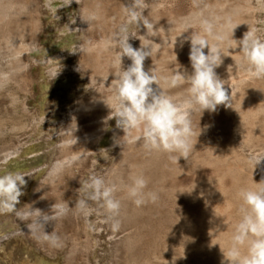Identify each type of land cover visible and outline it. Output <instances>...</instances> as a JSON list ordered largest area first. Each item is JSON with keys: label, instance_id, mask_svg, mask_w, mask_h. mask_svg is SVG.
Returning <instances> with one entry per match:
<instances>
[{"label": "rangeland", "instance_id": "rangeland-1", "mask_svg": "<svg viewBox=\"0 0 264 264\" xmlns=\"http://www.w3.org/2000/svg\"><path fill=\"white\" fill-rule=\"evenodd\" d=\"M36 3L39 7V13H32L31 17H39L41 19V28L39 33L34 36L28 33L26 41L31 42L37 40V47L28 52H23L19 61H17L14 70V80L9 86L0 91V121L2 134L0 135V148L11 146H19V153L6 164L1 163L3 172L8 171L20 172L28 174L25 180L26 186L22 189L24 195L20 199L18 208L25 207V204L37 206L43 214L53 212V205L61 200L72 199L84 192V185L89 181L90 176L99 175V170L94 174H88L80 180L74 175H68L63 178L56 186V191L41 198L39 202L34 204L38 186L42 184L47 177L51 162L49 155L54 154L53 159H57L62 153L57 150L59 139L57 135V123L62 120L66 112L79 105L82 99H90L93 91L87 89L89 86V78L91 76L90 69L86 70L80 76L65 75L66 67L73 64H83V52L74 54L72 51L77 50L80 44L86 41L91 43H100L105 38H114L117 36L119 29L126 22L125 7L132 3V0H107L109 21L103 22L95 26V28L82 35L63 34L62 29L69 24L76 25L81 19V10L77 5L59 8L60 19L52 16V12L45 7V0H20ZM212 0H145L147 9L144 15L154 25L169 24L173 20H181L188 17L197 9L205 7ZM246 1L247 4L244 3ZM159 2V4L157 3ZM239 4L247 5V11L243 20L247 26L239 34L246 33L251 29L257 30V35L264 38V3L261 0H237ZM61 1H56L54 6H59ZM106 23V24H105ZM143 35L146 30L141 24L139 29L134 26L130 29ZM201 25L197 23H186L181 27L179 32L183 36L182 46L174 45L169 38L167 43L159 49L155 54L159 60L167 66L169 73L179 71L180 67L191 66L189 54L191 49V41L189 37L193 35H201ZM169 34V33H168ZM162 37V36H161ZM141 40L143 37H140ZM129 43L133 48H140L141 42L138 38H130ZM174 45V47H173ZM181 49L182 57L171 54V50ZM117 49L110 47L105 49L98 48L95 52V63L97 66L103 67L104 71L113 72L112 59ZM58 55H65L67 60L58 59ZM57 57L53 60L51 66H46L45 59L47 57ZM150 61V57L145 59ZM144 61V62H145ZM131 61L123 58V67L130 66ZM5 70L9 69L7 65L2 64ZM57 66L61 68L62 73L54 80L51 79L49 68ZM1 69V66H0ZM224 74L230 71L225 69ZM102 80L96 82L99 87ZM104 93H109L105 90ZM264 105L262 102L260 103ZM27 105V109H25ZM102 110L94 111L95 114ZM94 118V115H91ZM90 116L89 120L92 121ZM229 115L223 111L208 113L202 123L212 124L220 120H227ZM58 119V120H56ZM37 125H40L39 127ZM89 125V124H88ZM87 126V125H86ZM85 126V127H86ZM95 124L89 125L82 129V132L95 129ZM116 127V121L110 127L111 130ZM229 137H232L229 135ZM235 139V137H233ZM232 138V149L237 153L239 158L247 159L251 164V172L247 178V174L238 178V183L230 177L223 176L222 182L229 187L226 194V201L219 199L221 204L225 205V214L222 215L215 202L209 200L204 201V209L206 207L215 208V213H204L198 210H186L179 206L158 208L155 212L143 211L142 219L139 223H129L124 227L123 233H130L134 240V248L136 249L134 256L140 260L151 259V264H199L201 255L209 253L213 250L217 253L220 250L228 252L232 246V239L235 232V226L241 219L240 207L242 200L238 196L240 189L246 188L256 189L260 186L257 183L264 181V161H261L253 170L251 158L259 153H264V146L246 143L241 145ZM111 134L106 137L103 144L108 145ZM59 148V147H58ZM4 155V154H3ZM3 155L1 157H3ZM101 162L100 168L109 169L116 163L115 155L112 154L107 162L104 158L98 157ZM139 159L141 157H134ZM3 161V160H2ZM135 161V160H132ZM172 161V160H171ZM163 175L168 178L167 188L179 189L182 186H188L189 189L201 181L207 183L220 175L219 168L210 163L198 164L193 162L185 168H174L171 170H163ZM81 182V186H79ZM250 186V187H249ZM84 198L87 199L88 193L84 192ZM10 214V213H9ZM0 214V215H9ZM14 215V214H12ZM15 216V215H14ZM35 215L30 221H25L21 226L6 230L0 235L13 234L21 228H25L29 223H33ZM97 218L96 214L93 216ZM0 229L3 228L1 226ZM85 216L75 217L70 215L62 219V222L55 227L48 226L42 228L41 234L45 238L39 236L24 234L19 232L12 236L9 240H5L0 250V264H126L132 257L126 244L122 240L113 242L108 241L106 233L101 234L95 224V236L98 243H94L95 252L90 251L91 240L82 227L88 226ZM218 224L215 229L211 223ZM113 221L110 219V225ZM102 227V226H100ZM105 229V228H104ZM103 229V231H104ZM39 231V232H40ZM100 233V234H99ZM121 233V234H123ZM227 234V235H226ZM218 243H225V247L219 246ZM231 243L230 245H228ZM227 246V247H226ZM134 257V258H135ZM206 264H227L221 263L219 260H210Z\"/></svg>", "mask_w": 264, "mask_h": 264}, {"label": "bare ground", "instance_id": "bare-ground-1", "mask_svg": "<svg viewBox=\"0 0 264 264\" xmlns=\"http://www.w3.org/2000/svg\"><path fill=\"white\" fill-rule=\"evenodd\" d=\"M61 1V0H56ZM159 4V2H157ZM245 4L246 1H244ZM239 4L237 0H212L205 7L195 10L188 17L181 20H173L169 24H158L155 25L157 29L156 37H147L152 40L153 43V56L150 57L149 62H144V70L150 71L154 70L156 74L160 77V83L162 89L168 94L175 97L177 100L183 99L185 96V89L188 87L187 84L176 87L168 88L165 78L169 77L173 73H169L166 69L167 66L162 60H159L156 56V52L161 49L167 39L175 45H180L183 42V36L179 32L181 27L185 26L186 23H197L201 25V21L207 19L215 25V31L218 34H223L226 39L222 43L221 47L223 49L222 57L223 63L220 67L215 69L217 75L224 80L225 88L229 96L232 95V107L225 108L223 105L218 106L217 111H223L229 115L227 120H220L212 124L202 123L200 128L202 129L201 134L198 139L193 138L194 150L189 159H184L181 157L178 163L171 161L166 154H161L157 152H149L143 147V141L136 143H128L122 137L124 133L121 129L115 127L111 130V126L114 124L115 119L107 120L110 113V108L106 103L111 104L113 89L112 81L115 79L114 72L104 71L103 67L97 66L94 62L95 55L94 52L98 48H105V41L109 40L105 38L100 43H91V41H86L80 44L77 50H74V54L83 52L84 66L83 64H73L66 67L65 75L80 76L84 74L86 70L90 69L91 76L89 79V86L87 89L93 91V95L90 99H82L79 105L73 109L66 112L64 118L57 123V135L59 139V145L57 150H59L62 155L57 159H53L54 154L49 155V160L51 161L48 166H50L49 173L47 177L43 180L42 184L38 186L36 196L34 198V204L37 205L39 200L47 197V195L54 193L56 191V186L59 182L63 180L64 177L68 175H74L80 180L85 178L88 174H94L99 170V174L103 176L106 182L115 184L120 189L116 196L121 200L122 207L120 216L118 217L120 221L119 230H114L113 226L110 224V218L101 206L100 203L94 201H88V214L85 215L81 210H79L75 205L78 200L85 199L84 192L81 191L79 195L72 199H65L59 201L57 204H66L69 206L66 214L59 216L53 220L43 221L44 227L34 223L37 219L35 217L31 230L29 227L21 228L18 231H14L13 234L0 235V250L3 247L5 240H9L12 236L17 235L19 232L24 234H30L39 236L41 239L45 238V235L41 234V229L56 225L62 222V219L73 215L75 217H80V215L85 216L87 219L88 226H83L82 229L86 231L89 240H91L90 251L95 252L94 243H98V238L95 240V224L99 227V232L101 234L106 233L109 242L122 240L127 248L128 252L132 255L126 264H151V259L138 260L134 256L136 249L134 248V240L130 233H123L124 227L126 228L129 223H139L142 219L143 211L147 210L149 212H155L158 208L176 206L180 208H185L186 210H198L203 215L204 213H215V208L210 205L204 209V201L209 200L217 204L218 211L224 215L225 205L221 204L219 199L226 201V194L229 192V187L222 182L223 176H230L235 183H238V178L240 176H245L247 178L251 172V163L247 159L239 158L237 153L232 149V138L235 137V141L241 145L246 143L264 146V79H255L249 75V69L245 66H241L240 58L242 53L241 46L238 45L236 48L235 40L240 41L244 37L243 34H239V31L247 26L243 18L249 11L247 5ZM77 5L81 10V19L76 25L69 24L62 29L63 34H86L92 31L95 26L103 24V22L109 21L108 16V1L107 0H80L77 4L73 0L72 4L68 7ZM57 7V6H55ZM66 8V7H63ZM39 13V7L36 3L20 0H0V73H5L8 75V80L4 82L3 87H0V91L6 89L10 82L14 80V70L19 57L23 52L31 51L37 47V40L28 42L26 41V36L28 33L34 34L36 36L41 28V19L39 17H31L32 13ZM59 19V13L52 16ZM95 15L97 19L90 20L89 17ZM106 24V23H105ZM238 25L234 32L231 31V26ZM169 33V34H168ZM146 34V30L144 34ZM203 32L201 31V35ZM180 35V36H179ZM162 36V37H161ZM144 38H142L143 40ZM232 49H229V47ZM205 54H207L208 49L206 48ZM171 54L176 57H182L183 51L181 49L171 50ZM57 57H47L45 59L46 66H51L53 60ZM58 59L67 60L65 55H58ZM2 64L7 65L9 69L5 70ZM231 66V67H230ZM57 67V66H53ZM123 67V65H122ZM230 67V68H229ZM124 68V67H123ZM127 69V68H124ZM227 69L230 72L224 74V70ZM180 72L190 75L193 71L192 67L183 66L179 69ZM49 72V71H48ZM60 73L58 77L61 75ZM101 79V86L97 87L96 82ZM153 88H157V85H153ZM107 90L109 93H104ZM106 103H105V102ZM27 109V105H25ZM102 110L95 114L94 111ZM208 111H204L200 117V113L196 112L193 115V126L194 131L198 134L200 131L197 124L199 122H204V118ZM94 115V118L91 117ZM89 116L92 118L90 121ZM58 120V119H56ZM0 121V135L2 134ZM95 124L97 127L90 131H85L89 125ZM87 125V126H86ZM38 127L40 125H37ZM86 126V127H85ZM111 134V139L107 146H104L103 142ZM231 135L232 137H229ZM77 140V142H76ZM264 148V147H263ZM19 146H11L6 148H0V162L7 161L10 162L11 159L17 156L19 151ZM4 154V155H3ZM114 154L116 158V163L113 167L102 169L100 165L103 163L98 157H103L104 162ZM3 155V157H1ZM134 157L142 158L134 159ZM75 158V159H73ZM3 160V161H2ZM135 160V161H132ZM71 161V163H67ZM193 162L198 164L210 163L219 168L220 175L204 183V181L195 184L193 191L189 189L188 186H182L179 189H170L165 187L167 185L168 178L163 175V170H171L175 168H185ZM63 165L59 172L54 170L59 166ZM3 168H8V166L1 167L0 163V173L3 172ZM143 174L148 180L147 191H154L158 194V200L155 203H146L141 207H137L131 199L128 198L126 192V186L132 183L131 177L134 175ZM243 176V177H244ZM81 186V182L79 184ZM247 186H244L246 188ZM250 187V186H249ZM191 191V193L184 192ZM183 192V193H182ZM87 193V192H86ZM222 193V194H221ZM34 206V209H37ZM48 216H52L53 212L45 213ZM96 214L97 218L94 219L93 216ZM2 229L0 233L6 230H13V228L21 226L24 222L17 219L16 216L9 214L0 215V221ZM213 229L217 227V223H211ZM102 226V227H100ZM105 228V229H104ZM104 229V231H103ZM40 231V232H39ZM99 233V234H100ZM123 233V234H121ZM227 235V234H226ZM232 239V236H231ZM229 243L228 245H230ZM222 248L225 247V243H218ZM227 247V246H226ZM224 250L215 252L214 248L212 251L204 255H201L199 264H206L210 260H219L221 263L229 264L227 260V251L224 255ZM135 257V258H134Z\"/></svg>", "mask_w": 264, "mask_h": 264}, {"label": "clouds", "instance_id": "clouds-1", "mask_svg": "<svg viewBox=\"0 0 264 264\" xmlns=\"http://www.w3.org/2000/svg\"><path fill=\"white\" fill-rule=\"evenodd\" d=\"M72 2L73 0H61L60 5L55 7L56 0H45V7L56 14L59 8L68 7ZM75 2L79 4L80 0ZM261 2L264 3V0ZM146 9L145 0H132V3L125 7V24L120 27L116 37L105 41L106 50L110 47L117 49L111 62L112 67L116 69L113 73L115 79L112 81L113 102L109 104L104 101L111 110L106 119H115L116 127L123 131L122 139L126 142L143 141L145 150L166 154L169 159L178 163L181 157L186 160L190 158L196 144L193 143V138L197 140L202 132L200 126L198 134L194 131V113L199 112L201 117L204 111L215 113L220 105L233 108L232 95L229 96L224 86L226 82L215 71L223 63L222 57L225 55L221 45L226 37L215 31V25L211 21H201L203 34L189 37L192 73L188 75L177 70L165 78L168 88L188 85L183 99L177 100L162 89L160 77L154 70H144V61L153 56V44H157L147 38L156 37L157 29L144 15ZM57 18L59 19L58 16ZM89 19L95 20L97 17L92 15ZM141 24L146 29L145 35H138L130 30L133 26L139 29ZM237 26H231L232 33ZM140 37L144 39L141 40ZM130 38H138L141 42L140 48H133L129 43ZM233 40L236 48L241 46V66L249 69L252 78L264 79V38L257 35V30L251 29L244 34L242 40ZM206 48L207 54L204 51ZM124 57L131 61L127 69L122 67ZM175 58L177 60L176 55ZM60 72L61 68H49L52 80L57 78ZM7 80L8 75L0 73V87L5 86L4 82ZM154 84L157 85L155 89ZM261 161H264V153L251 158L253 170ZM0 163L6 164L7 161ZM62 167L63 165H59L54 171L59 172ZM26 176L30 175L12 171L0 175V214H14L22 222L30 221L35 215L37 219L34 223L44 227L42 220L46 222L67 213L69 206L66 204H54L52 216L43 214L28 204L18 208L19 198L24 195L22 189L27 184ZM131 180L132 183L126 186V192L137 207L158 200L156 192L145 191L149 180L143 174L134 175ZM257 184L264 185V181ZM84 188L88 193L87 199L78 200L75 206L87 215L88 201L100 203L113 221V229L119 230L118 217L122 203L116 196L120 190L117 185L108 183L103 176L94 174L90 176ZM194 188L195 186L191 191ZM238 196L242 200L241 219L235 226L227 260L229 264H264V186L256 189L242 188ZM28 227L31 230L32 224L29 223Z\"/></svg>", "mask_w": 264, "mask_h": 264}]
</instances>
